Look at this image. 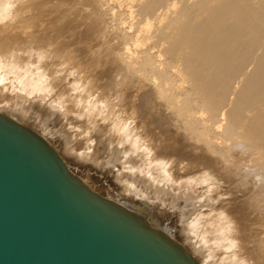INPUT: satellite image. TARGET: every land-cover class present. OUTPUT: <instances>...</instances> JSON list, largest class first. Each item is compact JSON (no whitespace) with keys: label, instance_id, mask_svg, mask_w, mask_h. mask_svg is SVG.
Listing matches in <instances>:
<instances>
[{"label":"bare ground","instance_id":"6f19581e","mask_svg":"<svg viewBox=\"0 0 264 264\" xmlns=\"http://www.w3.org/2000/svg\"><path fill=\"white\" fill-rule=\"evenodd\" d=\"M43 1L0 0V111L202 264H264V0H114L105 55L95 7L44 27Z\"/></svg>","mask_w":264,"mask_h":264},{"label":"water","instance_id":"95a60500","mask_svg":"<svg viewBox=\"0 0 264 264\" xmlns=\"http://www.w3.org/2000/svg\"><path fill=\"white\" fill-rule=\"evenodd\" d=\"M0 264H202L91 189L38 132L0 111Z\"/></svg>","mask_w":264,"mask_h":264},{"label":"rangeland","instance_id":"374dc122","mask_svg":"<svg viewBox=\"0 0 264 264\" xmlns=\"http://www.w3.org/2000/svg\"><path fill=\"white\" fill-rule=\"evenodd\" d=\"M72 1H70V3ZM61 3H62V1H58V0H45V1H43L39 5V10H38L39 16L37 17V19L35 21L38 22L39 21V18L42 17V19L44 18L43 19L44 20V23H43L44 24V27L48 26L50 24L49 17L53 16V14L55 13L56 8ZM72 3L74 5H72ZM72 3L69 5L70 7L69 6L67 7V8H69L67 10V14L64 12L63 15H65V16L62 17V15H61V20L59 19L62 24H63V22L66 23L68 19L70 21L71 20L70 18H73V17H74V20H71V21H76V22L80 21L81 22V21H84L86 19L88 21H90L91 19H88V18L91 15L88 17V15L90 14V13L88 14V12H90L91 10L94 11L93 10L94 7H95L96 13L97 14L99 13L101 15V17H103V19H101V21H103V22L100 21V23H101L100 26H102V30H103V33L105 35L103 34V36H102V38H103L102 41L103 42L101 41L100 44H99L100 46L98 47V50L99 51L101 50L99 52L100 54L101 53H103V55H105V53L107 54V52H109V50L111 48H113L111 46L112 43H114L116 40H117L116 42H118V40L120 41L122 39V37L120 39V36H122L124 33L125 34L127 33V28H126L127 25L126 24H128V20L130 19L129 18V14H128V12L124 11V8H120L116 4V2H114V0H112V1L111 0H75ZM85 4H87L86 7H85ZM114 8H116V9L114 10ZM71 9L74 10V11H71ZM84 10H86V11H84ZM76 11L78 12V14H77ZM94 12H91V13L96 14ZM113 12H115V13H113ZM122 13L123 14L124 13L125 14L127 13V14L126 15H123ZM85 15H87L86 16L87 18L85 17ZM121 21L122 22L124 21V22L122 23ZM60 22L58 21L59 24H61ZM125 22H127V23H125ZM103 23L105 25H103ZM125 30H126V32H125ZM118 32L121 33V34H119ZM37 38H45V40H48L49 38H51V39H53V38H65V34L63 32H60V31L57 30L55 32H50V33H47L44 36H39ZM104 46H105V49H104ZM99 48H101V49H99ZM63 55H64L63 61L65 60V61L68 62V65H69L68 67H70L72 69H76V67L78 66V64L72 62L73 56H72V54L70 52V49L69 50L65 49L64 52H63ZM76 64H77V66H76ZM74 92L75 91H73L72 94H75ZM12 109L15 110V111H17V108H14L13 107ZM50 110L59 115L58 119H60V123L63 124L65 126L64 128L66 129V131H68V129H67L68 128V124H67V122L65 121V119L63 117V111H60L58 109H52V108H50ZM39 112L41 113L42 110L39 111ZM36 121H39V117L38 116L36 117ZM70 139H72V137ZM70 146H72V143L70 144V142H69V144H65L64 151L68 153L69 152L68 151V148H70Z\"/></svg>","mask_w":264,"mask_h":264}]
</instances>
